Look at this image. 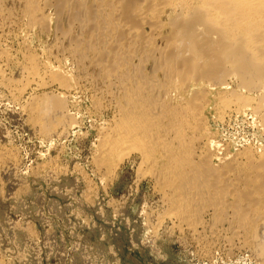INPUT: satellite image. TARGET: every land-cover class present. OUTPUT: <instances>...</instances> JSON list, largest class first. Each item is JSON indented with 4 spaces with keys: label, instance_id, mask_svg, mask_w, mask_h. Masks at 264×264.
Masks as SVG:
<instances>
[{
    "label": "bare ground",
    "instance_id": "obj_1",
    "mask_svg": "<svg viewBox=\"0 0 264 264\" xmlns=\"http://www.w3.org/2000/svg\"><path fill=\"white\" fill-rule=\"evenodd\" d=\"M3 2L0 20L12 23L18 14L26 29L55 31L54 47L46 50L70 58L75 72L97 92L92 90L96 111L112 112L97 130L96 167L113 171L137 153L138 170L154 182L168 208L163 219L174 218L179 229L194 235L209 227L215 237L227 225L228 250L249 247L264 263V153L250 148L233 154L215 146L206 119L209 109L220 115L225 109L238 115L252 109L264 126V0ZM30 55L29 60L20 55L29 64L21 70L34 80L43 69L38 56ZM48 62L42 67L51 84L69 89L77 82ZM42 77L37 78L46 83ZM59 95L32 102L33 125L47 140L78 125ZM205 215L212 217L210 226Z\"/></svg>",
    "mask_w": 264,
    "mask_h": 264
},
{
    "label": "rangeland",
    "instance_id": "obj_2",
    "mask_svg": "<svg viewBox=\"0 0 264 264\" xmlns=\"http://www.w3.org/2000/svg\"><path fill=\"white\" fill-rule=\"evenodd\" d=\"M25 22L18 14L12 23L0 20V264H264L249 247L228 250L227 225L215 237L209 227L194 235L179 229L174 218L163 219L168 208L154 182L140 173L137 153L122 159L113 171L96 167L98 131L112 112L96 111L97 92L75 72L69 56L49 52L55 31L42 34L37 28L26 29ZM20 55L27 60V55L38 56L32 58L43 69L39 78L48 77L43 67L50 61L78 77V84L65 91L57 83L46 80L50 84L45 85L36 76L32 80L24 72L29 64ZM45 94H60L75 114L78 125L69 127L66 137L47 140L33 125L32 102ZM252 111L238 115L225 109L223 118L215 109L206 111L214 145L233 154L250 148L257 155L264 153V126ZM203 219L205 226L211 225L210 215Z\"/></svg>",
    "mask_w": 264,
    "mask_h": 264
}]
</instances>
